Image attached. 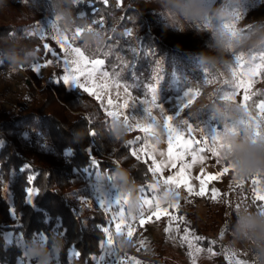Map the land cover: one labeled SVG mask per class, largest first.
I'll return each instance as SVG.
<instances>
[{
	"label": "trees",
	"instance_id": "16d2710c",
	"mask_svg": "<svg viewBox=\"0 0 264 264\" xmlns=\"http://www.w3.org/2000/svg\"><path fill=\"white\" fill-rule=\"evenodd\" d=\"M36 1L51 17L53 8L60 3V0ZM142 2L145 1L108 0L104 3L103 0H84L76 4L74 13L79 18L84 12L83 19L89 25L93 20L103 19L107 40L104 47L95 52L86 50L79 39L74 46H80L89 57L103 59L102 68L112 82L124 89L126 86L136 99L151 101L154 95L151 102L160 104L186 90L197 91L203 104L192 111L187 122L196 127L212 125L220 130L222 125L210 106L197 109L215 102L223 94L227 85L221 72H205L194 58L196 52L179 51L164 43L155 33L158 29L156 21L146 18V11L141 10ZM259 6H264V0H240L241 20L237 24L242 22L248 7ZM94 27L99 29V25ZM6 30L2 29L0 36V71L16 64L13 57L26 61L32 55L29 49L40 48L43 44L39 38L23 34V31L14 34L13 29ZM128 30L132 32L131 36L126 35ZM73 34L66 35L71 37ZM16 35L23 39L22 44L9 49ZM30 64L25 62L20 67ZM256 81H264V69L259 70L253 82ZM150 86H154L157 93H151ZM25 87L28 91L23 102L15 99L8 103L12 118L0 125V264H16L17 259H22L23 249L15 242H7L3 235L6 231L21 238L25 247L37 238L48 241L50 237H60L64 241L58 255L61 264H92L100 251L103 228L108 225L107 215L91 201L93 205L86 210L91 213L80 217L70 199L73 191L67 189L71 179L93 182L94 174L99 172V176L107 177L108 181L103 180V184L112 185L113 174L125 168L139 191L151 181L150 172L145 163H130L133 158L129 148L109 129L101 108L83 90H67L63 84L45 87L39 92L40 102L35 98L37 86H33L31 80L26 81ZM248 94L250 98L245 103L250 106V112L253 116L261 115L257 105L264 101V86L248 89ZM66 112H78L81 118L70 122L63 117ZM120 156L128 166L115 164ZM4 189L15 206L16 224H10ZM183 209L184 205L177 211V217H184L183 221L177 219L175 223L178 238L184 236L185 228L189 229V237L192 233L204 237L200 227ZM214 213L220 225L227 222L229 216L224 215L222 207H217ZM197 243L209 245L206 238ZM70 253L74 254L71 262ZM216 259L219 264H226L223 256Z\"/></svg>",
	"mask_w": 264,
	"mask_h": 264
},
{
	"label": "rangeland",
	"instance_id": "374dc122",
	"mask_svg": "<svg viewBox=\"0 0 264 264\" xmlns=\"http://www.w3.org/2000/svg\"><path fill=\"white\" fill-rule=\"evenodd\" d=\"M141 10L146 11L144 12L145 14L147 13L145 16L146 18L156 21L158 29H156L155 33L168 46L179 51H191L196 53L207 47L209 36L207 33L204 35H197L201 30L199 26L186 25L187 30L185 32H178L172 28L165 27L167 17L164 16L163 13L157 12L154 9V5H150L146 2L143 4L142 2ZM260 17H264V6L252 9L248 7L242 22L237 24V27L239 30L241 28H247L248 22ZM53 21V16L51 17L47 15L36 0H26V2L25 0H0V36L2 29H13L12 31L14 34H16L17 31H23V34L26 35L28 32L35 31L34 26L37 24L41 28L48 29V34L44 39H40L39 35H34L43 42L42 47L39 48L36 46V48H34L37 52L36 59L38 60L34 63H40L46 66L42 67L39 72H35L32 70V65L34 63L23 68L20 66L17 67L15 64L7 66L4 70L0 71V125H2V122L10 121L12 118L11 116L13 112L8 103L15 99H18L19 103L23 102L24 96L27 95L28 91V88L26 89L25 87V83L28 79L31 80L33 86H37L35 87V98L40 102L42 101V98L39 92L45 87H53L56 84H63L67 90L77 88L73 84L56 81L59 76L63 75V66L60 63L54 61L53 64H46L47 60L54 58L44 49L43 45L45 43L63 56L60 45L56 40L52 39V36L55 33L48 28ZM3 32L5 31H2V33ZM22 40L23 39L16 35V40L10 44L9 49H14L17 46L20 47ZM231 59V67L226 70H219L222 74L223 82L227 85L222 93L230 94L233 91V81L235 78L232 75L231 69L234 66V60L233 57ZM98 71L101 73L106 72L103 70L102 66H98ZM254 78L255 76L252 77L251 83L246 82L245 87H247V89L255 90L258 86H264V81L253 82ZM103 83L106 85V88L105 91L101 93V98L90 96L87 93H85V95L99 105L102 111V117L106 120L109 125L108 127L112 132V124L110 121L113 118L117 120L123 118V114L120 118L107 115L108 111H117L114 106L109 107L107 103L109 98L113 100V105H122L125 100H129L130 102L135 101L129 109V114L136 116L140 121L141 126L146 123V121L142 119L146 115L144 111L145 107L151 111L152 116L155 117L158 123L162 124L163 115H168L174 118L172 123L176 124L179 119L187 121V117L192 111L203 104L202 100L199 99L197 91L193 90V103L188 108H182V103L186 99L185 93L188 91L186 90L179 96L171 97L160 104H155V107L151 103H144V101L148 100L136 99L133 97L131 93L125 90L121 85L112 82L109 75L103 80ZM155 93H157L156 89L153 94ZM243 95V88L237 90L234 100L240 104L245 103L243 101ZM63 117H66L70 122H77L79 118H81L78 112H66L63 114ZM129 123L134 122L130 120ZM125 124L128 123L125 122ZM188 124L193 128L190 136L192 139L199 142V147H206L204 142L205 136L211 137L216 132H219V130L212 125L196 127L189 122ZM185 136H189L187 131H185ZM129 141H132L133 143L129 144ZM123 142L129 148V152L133 158V161L130 163L137 161L145 163L148 170L152 164V155H156L157 161L159 162L163 159L159 156V153L162 151L166 153L168 147L166 132L157 138L151 134H146L141 128H133L129 130V134ZM145 143H147V148H145L143 152H139ZM195 146L197 145H194V147ZM208 146H211L210 140ZM134 150L139 152V159L132 155ZM145 152H147V155L144 154ZM204 155H210V153L205 152ZM188 159H190V157ZM114 162L117 165L123 163V165L128 166L127 162H123V156L118 157ZM201 167L200 164L194 165L186 172V175L190 177V183L195 186L197 191L200 188V184L199 180L195 179V177L200 176L205 180L204 196H189L183 186H181L179 194L175 191L173 192L176 197L175 201L180 200V206H185L183 211L190 214L192 220L204 233L203 238H206L209 242L215 241L216 243L214 245L209 243L207 247L197 243L202 251L196 252L194 246L191 249L192 256L190 257L188 254L190 250L188 249L187 244L183 243L182 239L178 238L176 235L175 223L177 219H171L174 216L177 217V210L170 208L167 204H162V214L160 215L159 220H156L155 216H152L151 220H148L146 214L145 224L140 225L138 221L134 224L135 230L133 236L130 238L133 243L131 244V248L125 251L128 257L135 258V261H138L139 264H193V261H195V264H219L218 259L216 258L221 255L224 257L226 264H229L230 260L232 264H235L237 259L245 260L248 264H264V257H254L247 244L243 242H234L231 237V224L236 218L235 209L237 208V205L251 204V198L253 195L251 185L252 175L243 177V186L238 187L234 183L236 174L231 170L228 173L221 175L218 179L210 180L208 178L209 175L214 176L218 171H222L223 165H216L214 159H209L206 162L204 165V173H201ZM173 171L175 170L165 168L163 175L166 177L167 175L172 174ZM150 175L151 181L148 185L155 181V177L152 176L151 172ZM259 177L264 180V173H259ZM103 180L108 181L106 175L101 177L99 176V172L94 174L93 182L85 183L79 180V178H73L67 189L68 192L72 193L73 191V194H70V199L72 204H75L80 217L88 215L89 211L86 210L90 209L91 205H93L92 202L98 207V209H101L107 215L105 220L108 225L103 228V240L100 244V251L95 259L92 260V264H118L120 250L114 239L115 226L113 219L114 217L118 218L121 214L125 215L126 205L123 200H125L126 197L121 196L115 191L112 185H104ZM212 188L218 190L215 199L212 198ZM3 194L5 200L9 204V213L11 216L10 224H16L14 213L15 206L12 205L11 196L6 189H4ZM139 194L144 199L142 188L139 189ZM245 197H247V199H245ZM217 207H222L224 215L227 218L229 216L227 222H223L221 225L219 224L216 215H214V211ZM164 208L168 209L166 213L163 212ZM218 225H220V227ZM166 227L169 228L168 233L165 232ZM110 229L112 230V233ZM221 233H223V235H221ZM3 235L7 242H15L16 245L23 249L22 259H17L16 264H35L32 256L27 251V248L23 245L21 238L15 237L10 231L4 232ZM189 238L191 239V237ZM209 247L212 248V253L207 251ZM233 253H235V255H233ZM73 258L74 254L70 253L69 261H73ZM54 259V264H61L58 256ZM125 264H135V262H125Z\"/></svg>",
	"mask_w": 264,
	"mask_h": 264
},
{
	"label": "clouds",
	"instance_id": "9594fccd",
	"mask_svg": "<svg viewBox=\"0 0 264 264\" xmlns=\"http://www.w3.org/2000/svg\"><path fill=\"white\" fill-rule=\"evenodd\" d=\"M154 5L157 12L167 17L166 28L178 32H185L186 25L200 27L197 35L208 34L207 47L195 55V59L208 73L226 70L231 67L233 54L264 50V17L248 22L246 30L241 31L237 22L241 20L238 11L240 0H145ZM77 0H60L53 8L52 16L59 34H71L76 27L86 28L88 22L79 19L73 8ZM81 45L90 52L100 50L106 44V34L96 28L85 30L78 38ZM33 54L25 60L13 57L16 66L22 63H32L37 58L34 48ZM11 55V54H10ZM230 94L223 93L214 102L197 109L210 106L217 120L222 125L219 130L222 142L227 146L223 152L224 162L233 165L235 173L240 177H247L256 173H264V136L254 138L252 129L241 125L245 119V109L234 99H228ZM113 133L123 142L129 134V125L124 119L113 118ZM234 125L238 130H234ZM134 178L128 169L120 168L113 174L112 187L123 197L126 205L125 217L139 215L143 207V198L139 194ZM162 192L165 186L161 185ZM174 192L162 195L164 204L175 201ZM236 218L231 224V237L234 242H243L248 245L254 257H264V211L256 209L251 204H241L235 209ZM117 247L127 251L133 243L124 234H115ZM64 247L60 237H50L48 241L37 240L26 246L35 264H54Z\"/></svg>",
	"mask_w": 264,
	"mask_h": 264
},
{
	"label": "snow or ice",
	"instance_id": "6c2138e0",
	"mask_svg": "<svg viewBox=\"0 0 264 264\" xmlns=\"http://www.w3.org/2000/svg\"><path fill=\"white\" fill-rule=\"evenodd\" d=\"M26 2V0H25ZM84 2V0H77V4ZM91 2V0H88ZM104 3H107L108 0H103ZM79 18H85V13L81 12ZM103 19L93 20L92 24L87 25L86 28L76 27L74 34L69 37L66 34H59L58 29L56 28L55 21L51 22L48 28L53 30L55 33L52 36V39L60 45L61 52L63 56L57 53L55 50L50 48L46 43L43 45L44 49L54 58L46 61V64H53L54 61L60 63L63 66V75L59 76L56 81L63 82L66 84H73L79 90L89 94L90 96H96L101 98V93L105 91L106 85L103 83V80L108 77L107 72H99L98 66H103L105 61L100 58L89 57L86 55V52L80 46H74L75 41L79 38L83 31L91 30L95 28L94 26L99 25V30L103 31ZM35 31L28 32V36L39 35L40 39H44L48 34V29L41 28L38 24L34 26ZM126 35L131 36V30H128ZM107 55V53H104ZM234 66L232 67V75L235 78L233 81V91L226 98L234 99L237 90L243 88L244 95L243 101H249L248 89L245 87L246 82L251 83L252 77L259 74V70L264 69V50L253 52L249 55L244 53L233 54ZM46 65L40 63H34L32 65V70L39 72L42 67ZM125 90H127L125 86ZM149 91L151 93L155 92V87L150 86ZM185 101L182 103V108H188L193 103V89H189L185 93ZM154 95L151 96V101H154ZM151 101H144V103H151ZM109 107H115L117 111H108L107 115L110 117H121L123 114V119L129 125V130L133 128H141L146 134H151L157 138L166 132L167 138V152H160L159 156L162 157L159 162L157 161L156 155H152V164L149 167V172L152 173V176L155 177V181L147 185V187H142V192L144 195L143 207L139 215L133 216L130 219H126L124 214H121L118 218L113 219L114 222V231L115 234H124L129 239L133 236L134 233V224L138 221L140 225L146 223L145 215L147 214L148 220H151L152 216H155L156 220L160 219L162 214V195H167L175 191L177 194L180 193V188L183 186L185 191L189 196L195 195L197 197L205 195V180L200 176H196L195 179L199 180L200 188L197 191L195 186L190 183V177L186 175V172L190 170L194 165L200 164L201 173L205 172L204 165L209 159H214L216 165H223L222 171H218L214 176L209 175V179H218L224 173H228L230 170L235 173V168L233 165L227 164L223 159V152L227 147L221 139L219 132H216L211 137L205 136V145L206 147H199V142L195 139H192L190 134L193 131L191 125L188 124L186 120H177L176 124H173L174 118L172 116L163 115V122L158 123L155 117L152 116L151 111L145 107V117L142 118L146 123L141 126L140 121L136 116L129 114V109L135 101L125 100L123 104L113 105V100L111 98L107 101ZM242 107L245 109V119L240 123L244 127L252 129V134L254 138H259L264 136V101H261L257 107L259 116H253L250 112V106L247 103H241ZM156 107V106H155ZM132 120L134 123H129ZM176 120V119H175ZM184 126V127H182ZM162 130V131H159ZM234 130H238V126L234 125ZM185 131L189 133V136H185ZM202 132V130H201ZM91 135L95 136V132H92ZM211 142V146H208V142ZM133 143L129 141V144ZM194 145H197L194 147ZM147 148V143L139 150L143 152ZM139 152L134 150L132 155L137 159L140 158ZM205 152L210 153V155H204ZM147 155V152L144 153ZM190 157V159H188ZM165 168L175 170L172 174L163 175ZM236 174V173H235ZM234 183L238 187L243 186V177H240L236 174ZM161 185L165 186V190L162 192ZM251 185L253 195L251 198V205L256 209L264 211V180L260 179L259 173H256L251 176ZM212 198L215 199L218 190L215 188L211 189ZM247 199V197H245ZM180 200H177L171 204H168L170 208H174L177 211L180 209ZM240 205H237V209ZM168 209L164 208L163 212H167ZM171 219L184 220L183 216L172 217ZM171 223V220H170ZM111 233L112 230L110 229ZM177 231L179 229L177 228ZM165 232H169V228H165ZM189 229H184V236L181 238L183 243L187 244L189 251V256H192L191 249L195 246L196 252H201L202 249L198 246L197 242L203 241L204 238L194 233L191 234V239L189 238ZM223 235V233H221ZM143 243V242H141ZM210 244H215V241H210ZM120 250V249H119ZM209 253H212V248L207 249ZM235 255V253H233ZM227 258V257H226ZM135 262L139 264L138 261H135V258L128 257L125 251L120 250V257L118 264H125V262ZM195 264V261H193ZM229 264H232L231 260ZM235 264H248L245 260L237 259Z\"/></svg>",
	"mask_w": 264,
	"mask_h": 264
}]
</instances>
